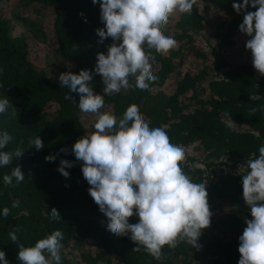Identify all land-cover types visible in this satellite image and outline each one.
<instances>
[{
  "label": "trees",
  "instance_id": "16d2710c",
  "mask_svg": "<svg viewBox=\"0 0 264 264\" xmlns=\"http://www.w3.org/2000/svg\"><path fill=\"white\" fill-rule=\"evenodd\" d=\"M30 1L55 6L58 49L66 61L76 64V73L81 69L94 70L97 53H106L113 43L111 38L101 42L97 35L96 30L104 25L99 3L93 4L92 0ZM198 1L195 0L193 4L192 14H181L179 25L182 29L191 28L198 32L205 29L206 23L197 6ZM203 1L222 7L232 16L229 25L217 33V41L222 48L236 47L235 35L242 34L238 26L244 12L237 13L233 9V0ZM255 10L251 5L246 9ZM26 49V44L12 42L7 21L0 16V96L6 95L13 105L5 114H0V129L8 131L13 138L4 151L24 149L22 156L15 157L10 165L0 168V210L4 207L10 209L7 217L0 215V250L5 252L6 259L20 264L17 259L20 243L34 245L38 239L57 229L63 233V244L73 239L76 246H81L86 240L94 239L105 249L98 251L96 256L83 253V264H99V261L106 260V253L112 252L124 264H175L181 255L187 257L185 254L192 250V246L184 242L178 243L175 248L163 247L162 258L158 260L143 247H140L142 252L134 250L136 244L129 236H113L107 232V218L89 194L90 185L83 176L81 161L76 160L72 152L74 143L86 135L79 116V94L63 88L27 64L23 59ZM156 60L161 68L154 72L158 79L150 84L149 92L132 88L126 99L120 92L109 95L108 99L114 104L118 118H122L129 105H136L140 115H146L149 126L164 127L174 144L187 147L205 137L218 141L215 144H222L217 150L224 149L228 160H234L229 167L232 170L221 180L227 185L219 188V184H214L206 186V189L208 202L214 206L212 213L218 210L223 213L226 210L224 204L230 198L224 193L237 188L236 184L241 183L242 176L249 171L248 160L256 158L259 147L264 145V76L260 74L257 77L251 65H238L224 70L223 77L212 79L207 89L203 86L204 78L208 75L206 70L197 74L186 73L175 93L169 96L172 105L167 110L156 101L151 91L169 76L174 66L170 59L162 57L160 53H156ZM227 66L226 63L219 64L218 73H222L221 69ZM130 81L134 83V78L130 77ZM90 83L97 93L104 87L101 76L94 72ZM190 90L198 99L192 108L191 103L180 100V96ZM203 94H207V98H199ZM68 95L73 99H67ZM251 96L257 99L253 100ZM53 101L60 106L59 116L55 121L44 120L42 113L45 106ZM225 113L232 115L235 124L232 127L227 126L228 116ZM35 136H39L44 143L40 150L34 145L29 147V139ZM232 148H236V152H230ZM50 154L56 156L54 161L45 159ZM61 159L73 162V166L67 169L69 177H64L58 171ZM17 165L25 173V180L17 184L13 179L12 185H4L3 175L10 174ZM182 168L194 182L202 183L196 179L200 169ZM13 201H19V207L12 208ZM242 203L246 205L244 199ZM53 207L58 210L61 219H51L50 210ZM249 211L245 206H240L238 228L235 230L237 234L232 233L234 236L230 242H225L219 249H216L218 243L212 244L209 251L216 257L214 263L238 264V237L246 227L245 220L251 218ZM138 219L134 215L129 222L136 223ZM14 229H19L16 233L19 241L9 238V233ZM106 263L110 264V261ZM61 264L73 263L62 257Z\"/></svg>",
  "mask_w": 264,
  "mask_h": 264
},
{
  "label": "clouds",
  "instance_id": "9594fccd",
  "mask_svg": "<svg viewBox=\"0 0 264 264\" xmlns=\"http://www.w3.org/2000/svg\"><path fill=\"white\" fill-rule=\"evenodd\" d=\"M92 3H99L104 23L103 28L96 30L100 41L111 37L113 43L106 53H97L94 70L59 75L60 86L79 94L81 112L97 114L94 131L72 146L76 160L82 161L89 194L107 218V232L129 236L136 244L134 250L143 247L159 260L165 245L175 248L186 242L199 248L198 239L202 229L210 225L212 212L205 183L194 182L181 166L185 149L170 141L164 127H150L134 104L119 119L109 111L100 112L105 96L122 89L151 90L150 84L158 77L145 46L161 54L173 49L176 40L165 34V26L174 13L192 14L195 0H92ZM249 5L256 10L246 11ZM232 7L237 13L244 12L239 31L251 37L245 47L251 50L254 68L264 76V0H233ZM93 72L102 78L104 95L93 90L90 83ZM130 77H134V83ZM66 98L73 99L70 95ZM10 107L13 105L9 98L0 96V114ZM225 115L227 126L232 127V115ZM12 139L8 131L0 129V168L23 154L24 149L20 148L15 152L4 151ZM33 145L37 150L44 147L39 136L29 139V147ZM55 158L51 154L45 157L48 161ZM72 166L73 162L61 159L58 171L69 177L67 169ZM247 167L249 171L242 176V195L251 218L245 220L246 227L238 237V264H264V145L259 147L256 158L248 160ZM25 178L17 165L10 174L3 175V183L12 185L15 179L19 184ZM11 207H19V201H13ZM9 211L4 207L0 215L7 217ZM134 215L138 222L130 223L129 218ZM50 217L61 219L55 207L50 210ZM18 231L9 233L11 241H19ZM62 239L63 233L57 229L34 245L20 243L17 259L20 264H61ZM0 264H10L3 250Z\"/></svg>",
  "mask_w": 264,
  "mask_h": 264
},
{
  "label": "rangeland",
  "instance_id": "374dc122",
  "mask_svg": "<svg viewBox=\"0 0 264 264\" xmlns=\"http://www.w3.org/2000/svg\"><path fill=\"white\" fill-rule=\"evenodd\" d=\"M197 6L200 13L204 16L206 23L204 30L198 32L191 28L182 29L179 25L182 13L179 12L174 13L170 17L164 29L166 35L174 37L176 46L167 53H160V55L170 59L174 68L161 84L155 85L151 94L167 110H170L172 105L169 102V96L175 93L177 85L183 80L186 73L197 74L202 70H206L208 75L204 78L203 86L207 89L212 79L223 77L224 70H229L238 65H251L256 76H260V73L253 66L251 50L245 47L246 41L251 37L244 33L236 34V47L222 48L217 41V33L222 30V27L229 25L232 16L222 7L215 6L210 1L199 0ZM0 16L7 21L12 42L27 45L26 54L23 58L27 64H30L39 73L46 75L59 84L60 73L68 71L76 73V64L66 61L58 49L55 31L57 17L55 6L30 0H0ZM103 27L104 25L101 28ZM109 38L111 37L103 41ZM115 42L119 43V41ZM145 47L147 55L151 58L154 72L159 71L161 64L156 60L157 52L148 50L147 46ZM221 63H226L228 66L221 69L222 73L219 74L218 66ZM103 88L98 93L104 95ZM128 93L129 90L122 89L120 91L124 99H126ZM207 96V94H203L199 98H207ZM108 97L109 95L105 96L104 107L100 112L109 111L119 119L116 108ZM180 100L187 104L191 103L190 106L192 108L196 106L198 99L194 98V93L190 90L187 94L180 96ZM59 113L60 106L54 101L49 102L45 106L42 118L47 121H55ZM79 116L84 126L85 134L93 132L97 114L83 113L79 109ZM142 117L146 121L148 120L146 115ZM215 142L218 141L211 137H205L203 140L193 142L190 146H182L185 149L186 157L181 162V165L183 167L188 166L191 170L200 169L201 172L199 175L196 174V179L205 183L206 186L219 184V188H223L227 184L221 181L222 177L232 170L229 167L234 160H228V154L224 153L225 151L223 152L224 149L218 151V147H221L222 144H215ZM230 152H236V148H232ZM80 165L82 166V161ZM232 180L227 181L231 184L233 183ZM236 187L232 192L224 193V196L229 195L230 197L224 204L226 210L223 213H220V210L216 211L215 214L212 213L210 225L202 229V234L198 239L201 247H192V250L185 254L187 257L181 255L179 261L175 264H216L213 261L216 257L209 251L210 249L212 250V244L218 243L219 245L216 249H219L225 242H230L234 236L232 233L237 234L235 230L238 228L240 206L248 208L247 205H242V182L237 183ZM209 206L210 210L214 208L210 203ZM215 208L218 209V207ZM62 245L61 256L69 259L73 264H83L81 257L83 253H91L96 256L98 251H105L94 239L86 240L81 246H76L74 240L69 239L66 244L62 243ZM138 251L142 252V249L139 248ZM238 257L240 258V255ZM107 261H110V264H124L114 252L106 253V260L99 261V264H107ZM10 264L15 263L10 261Z\"/></svg>",
  "mask_w": 264,
  "mask_h": 264
}]
</instances>
